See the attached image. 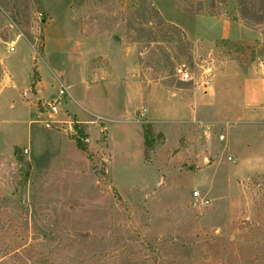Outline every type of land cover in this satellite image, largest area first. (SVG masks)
Instances as JSON below:
<instances>
[{
  "label": "rangeland",
  "instance_id": "rangeland-1",
  "mask_svg": "<svg viewBox=\"0 0 264 264\" xmlns=\"http://www.w3.org/2000/svg\"><path fill=\"white\" fill-rule=\"evenodd\" d=\"M4 70L0 264H264V125L244 114L264 109V0H0ZM34 71L44 100L69 92L49 130ZM203 78L214 131L166 92Z\"/></svg>",
  "mask_w": 264,
  "mask_h": 264
},
{
  "label": "crops",
  "instance_id": "crops-1",
  "mask_svg": "<svg viewBox=\"0 0 264 264\" xmlns=\"http://www.w3.org/2000/svg\"><path fill=\"white\" fill-rule=\"evenodd\" d=\"M39 76H40V80L36 84L37 89H38V86L40 85V83L42 82L41 81V75L39 74ZM134 80H135L134 83H138V85L141 83V80L139 79V77L136 76V74L134 76ZM4 83L7 84L8 86H11V85L15 86V83H13L12 77L5 70L3 71V73L0 76V84H4ZM159 88L161 89L162 87L158 86V85L153 86L151 91L155 90V89H159ZM197 89H199V88H197ZM197 89H195L194 91L180 90L179 92L178 91L173 92V91L166 90V92L171 94V97H170L171 99H178V101H181L182 104L187 103L190 106L189 109H191L192 118L191 119L187 118L185 121H183L181 123H190V122H193L195 120H199L201 123H204L205 125L208 126L209 131L217 130L215 126L220 125V122H218V117L211 118L210 120H204L205 122L201 121V95L203 96V95L210 94L208 92H209V89H211V88L209 87L207 89V91L203 90V92H201ZM201 93H203V94H201ZM212 93L213 92L211 91V94ZM34 94H35L37 99L42 100L43 102H47L46 100H44L41 97V91L37 90ZM204 99H205V101H204L205 104H210L209 101L206 99V97H204ZM33 105L35 106V109L37 111L36 113L39 114L37 107H36V104L33 103ZM146 113H147V109H146V112L144 114H142V115H144L143 117L145 118L146 122L152 123L153 121L150 120L147 116H145ZM217 114H218V112L216 113V115ZM244 114L249 118L251 124H253L255 127H257L255 129L260 130L261 126L264 125V109L262 110V112H257L255 110H252V111L249 110L248 112H246ZM65 118H67V116H65ZM71 118H74L76 123L82 124V125H87V126H92V125L97 123L96 121H87V120L79 119V118H77V116H74ZM32 124H33V120L30 121L29 125L31 126ZM227 124H228V122H227ZM217 128H219V127H217ZM207 135H208V133H207ZM222 138L224 139L225 137L221 136L220 139H222ZM207 145L210 146L211 144L207 143ZM208 153H209V151H208ZM206 154L203 153L201 155V142H200L198 147L195 150H193V155L192 154H189V155H191L190 158L195 163L201 164V162H202L203 164H205L206 162L208 163V161H209V158L206 157Z\"/></svg>",
  "mask_w": 264,
  "mask_h": 264
},
{
  "label": "built area",
  "instance_id": "built-area-1",
  "mask_svg": "<svg viewBox=\"0 0 264 264\" xmlns=\"http://www.w3.org/2000/svg\"><path fill=\"white\" fill-rule=\"evenodd\" d=\"M14 46H11L9 48V50L12 52L14 51ZM174 77L176 79H178L180 82L183 83H194L197 85V80L196 78H194V74L193 72L187 68L186 66L180 65L174 68ZM211 86V80L210 79H204L201 82V87L203 88V90L207 91V89ZM67 94H69L68 89L62 84L60 83L59 85V96L57 99H51L47 102H42L40 103V100L36 98L34 92L32 90H28L25 91L23 93V97L25 100H29V99H35L38 100L37 102V107H38V113L41 114V116L43 117H48V120L50 121H44L43 122V127L46 129H52L53 124L55 123L53 121V118L58 115L59 113H61V110L58 107V100L59 98H64L65 96H67ZM32 101V100H31ZM41 105V109L40 106ZM38 114V115H39ZM70 130L74 132V135H78V131L77 129L74 127H70ZM223 139V138H222ZM229 160H232V158H229ZM194 198H199L200 194L198 192H194L193 194ZM202 203L204 205H210V202L208 200H203Z\"/></svg>",
  "mask_w": 264,
  "mask_h": 264
},
{
  "label": "trees",
  "instance_id": "trees-1",
  "mask_svg": "<svg viewBox=\"0 0 264 264\" xmlns=\"http://www.w3.org/2000/svg\"><path fill=\"white\" fill-rule=\"evenodd\" d=\"M39 73L37 71H34L33 78H32V90L35 93L34 87L36 83L40 80ZM37 79V81H35ZM78 131V135L76 136V142L79 150L85 152L87 150V145L84 142V140L88 139L87 134L80 128V126L75 127ZM144 129V135H145V159H149L150 155L153 153L154 148L157 145L156 139L152 136L151 126L149 124L145 125L143 127ZM17 155V151H16Z\"/></svg>",
  "mask_w": 264,
  "mask_h": 264
}]
</instances>
